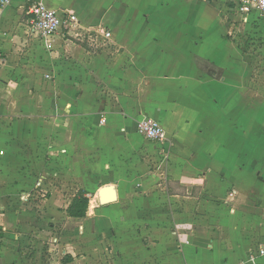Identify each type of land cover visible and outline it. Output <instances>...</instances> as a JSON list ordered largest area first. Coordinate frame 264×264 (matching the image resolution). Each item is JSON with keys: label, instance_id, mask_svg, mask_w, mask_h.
<instances>
[{"label": "crops", "instance_id": "crops-1", "mask_svg": "<svg viewBox=\"0 0 264 264\" xmlns=\"http://www.w3.org/2000/svg\"><path fill=\"white\" fill-rule=\"evenodd\" d=\"M27 3L0 6V264H250L264 246V98L234 5L42 0L111 36L39 41ZM144 118L168 147L137 133ZM79 191L80 219L67 213Z\"/></svg>", "mask_w": 264, "mask_h": 264}, {"label": "built area", "instance_id": "built-area-1", "mask_svg": "<svg viewBox=\"0 0 264 264\" xmlns=\"http://www.w3.org/2000/svg\"><path fill=\"white\" fill-rule=\"evenodd\" d=\"M11 0H0L1 8H5L10 4ZM28 2L24 9V14L28 17L27 32L30 36L39 41H48L54 36L64 33L73 38H80L84 35L92 36L96 34L103 35L108 40L111 36L110 32H99L92 30H84L80 26L77 16L71 12L56 13L47 8L42 0L38 2ZM234 5V8L242 14H250L252 12L264 20V0H228ZM2 62L0 61V66ZM137 133L149 142H154L160 146L166 145L168 139L160 124L151 119L144 118L137 122ZM236 195L235 191H231V198ZM264 258V246H258L256 250L250 252L248 262L250 264H262L261 259Z\"/></svg>", "mask_w": 264, "mask_h": 264}, {"label": "rangeland", "instance_id": "rangeland-1", "mask_svg": "<svg viewBox=\"0 0 264 264\" xmlns=\"http://www.w3.org/2000/svg\"><path fill=\"white\" fill-rule=\"evenodd\" d=\"M221 4H223V3H221ZM231 13L234 16L233 17L229 16L228 20H230V22H231V18L233 20H236L234 22L235 27H233V28L240 30L236 34L237 38L234 39L235 42L240 44V46L242 47V50L244 52L249 53L251 51L250 52L251 55L248 54V56L246 58V62L250 65V67L252 68V71H253L251 84H252V86L256 87V93H257L258 97L264 98V20H262L254 12L250 13L249 16L244 17V19H242V21H241L242 17L239 16V12H231ZM230 36L234 37L235 35H230ZM166 147H168V144ZM161 149L164 150L163 147ZM166 158H167V156L163 157V160H165ZM257 159H260V156H257ZM228 163H230V162H228ZM226 166L228 167V169L225 170V174L227 175V177H230L229 180L236 178V176H233L234 174H236V172L229 169L231 165H226ZM253 166H254V164H253ZM252 168L253 167L250 166V170H246L244 172V175H245L244 178L241 174V178H240V180H238L237 183L239 184L240 181L242 180L241 182L244 183V184H242V186H245V187H241L240 189H243V190L246 189V184L250 181V179H248V177L250 178V175L252 174V171H253ZM33 176H35L36 178H40V172L39 173L34 172ZM228 187H227V189L225 188L226 190H224L225 194H226V191L228 192V190H230V188L228 189ZM236 190L238 191V194H240V195L247 194V193H242L238 189H236ZM76 191H77V189L72 191L69 195H72V193H75ZM30 194L36 195V196L41 198L42 195H44L46 197L47 194H49V192H46L44 190V188H42V187H37V188H34L30 192ZM88 198H89V196H88ZM216 203H218V205H222L221 201H218V202L216 201ZM257 206H258V204H257ZM226 208H229L230 210H235V211L239 210V208L234 207L232 205V203H231V206H227ZM259 238H260V236L256 237V239H259ZM257 243H260V241H258Z\"/></svg>", "mask_w": 264, "mask_h": 264}, {"label": "trees", "instance_id": "trees-1", "mask_svg": "<svg viewBox=\"0 0 264 264\" xmlns=\"http://www.w3.org/2000/svg\"><path fill=\"white\" fill-rule=\"evenodd\" d=\"M89 200L86 197V192L79 191L73 198L70 206L67 209L69 217L84 218L86 216Z\"/></svg>", "mask_w": 264, "mask_h": 264}, {"label": "water", "instance_id": "water-1", "mask_svg": "<svg viewBox=\"0 0 264 264\" xmlns=\"http://www.w3.org/2000/svg\"><path fill=\"white\" fill-rule=\"evenodd\" d=\"M30 1L38 2L39 0H30ZM114 195H115L114 187L106 186V187L100 188L98 191V198H99L100 204L105 205L109 202L114 201Z\"/></svg>", "mask_w": 264, "mask_h": 264}]
</instances>
